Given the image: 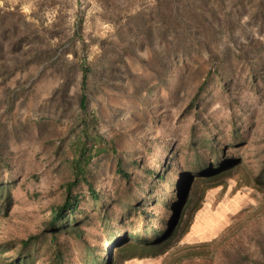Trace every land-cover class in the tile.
I'll return each instance as SVG.
<instances>
[{"label":"rangeland","instance_id":"374dc122","mask_svg":"<svg viewBox=\"0 0 264 264\" xmlns=\"http://www.w3.org/2000/svg\"><path fill=\"white\" fill-rule=\"evenodd\" d=\"M83 135L118 153L151 147L154 168L165 146L201 140L205 158L214 147L234 161L231 178L205 189L186 238L124 264H264V186L254 181L264 167V0H2L0 185L11 206L0 244L42 229ZM114 163L104 153L89 169L104 204ZM101 236L86 228L90 244ZM17 249L0 250V264Z\"/></svg>","mask_w":264,"mask_h":264},{"label":"trees","instance_id":"16d2710c","mask_svg":"<svg viewBox=\"0 0 264 264\" xmlns=\"http://www.w3.org/2000/svg\"><path fill=\"white\" fill-rule=\"evenodd\" d=\"M76 32L80 33V27ZM86 79L87 67L83 65L79 101L83 111L87 109ZM84 128L86 134L87 122ZM84 138L76 144L70 162L72 178L64 186L62 202L46 212L48 218L37 233L16 244H0L1 253L18 248L4 264H124L134 258L163 255L188 235L205 189L225 183L235 174L231 168L234 161L219 155L214 147L205 158L202 150L209 142L204 140L191 142L184 150L165 146L164 158L154 168L147 164L153 155L151 147L140 143L134 150L118 153L114 148H102L96 139L88 146L86 135ZM109 152L117 181L112 189L114 198L104 204L103 192L90 180L89 169L96 157ZM254 181L264 186V167ZM5 190L0 185V213L11 206ZM83 203L90 205L89 209ZM91 225L102 235L94 244L85 239ZM62 237L72 240L76 256L69 244L60 241ZM41 257L44 259L38 263Z\"/></svg>","mask_w":264,"mask_h":264},{"label":"bare ground","instance_id":"6f19581e","mask_svg":"<svg viewBox=\"0 0 264 264\" xmlns=\"http://www.w3.org/2000/svg\"><path fill=\"white\" fill-rule=\"evenodd\" d=\"M235 198H239L238 200L245 201L244 196H242L240 192L235 196Z\"/></svg>","mask_w":264,"mask_h":264},{"label":"clouds","instance_id":"9594fccd","mask_svg":"<svg viewBox=\"0 0 264 264\" xmlns=\"http://www.w3.org/2000/svg\"><path fill=\"white\" fill-rule=\"evenodd\" d=\"M0 3H2V0H0Z\"/></svg>","mask_w":264,"mask_h":264}]
</instances>
